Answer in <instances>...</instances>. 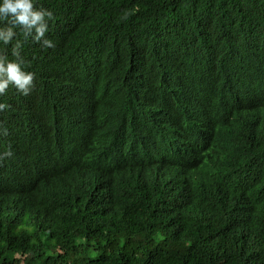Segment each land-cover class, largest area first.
Wrapping results in <instances>:
<instances>
[{
  "label": "trees",
  "instance_id": "trees-1",
  "mask_svg": "<svg viewBox=\"0 0 264 264\" xmlns=\"http://www.w3.org/2000/svg\"><path fill=\"white\" fill-rule=\"evenodd\" d=\"M34 7L55 47L0 44L34 73L0 96V264H264V126L189 123L206 85L264 78V0Z\"/></svg>",
  "mask_w": 264,
  "mask_h": 264
},
{
  "label": "clouds",
  "instance_id": "clouds-1",
  "mask_svg": "<svg viewBox=\"0 0 264 264\" xmlns=\"http://www.w3.org/2000/svg\"><path fill=\"white\" fill-rule=\"evenodd\" d=\"M52 18L53 14L50 10L34 7V0H0V44H9L16 35L15 29L19 27L25 38L31 37L32 41L39 43L42 48H54V42L45 36ZM20 51L21 42L17 41L11 50L14 59L0 56V96L4 95L10 85L21 95H28L33 87L34 73L24 70L26 62L21 58ZM233 73L246 75L250 74V71L248 67L244 71L237 68ZM225 78L223 82L206 85L197 93L200 96L191 100L190 108L203 111L205 117L200 119L191 116L189 123H201L206 129L211 120L219 119L224 122V128L229 134H234V137L240 131L241 117L249 120L255 128L264 126V113L261 110L264 106V78L261 77L256 81L249 80L247 86L245 77L237 82L231 78ZM250 82L251 87H249ZM6 107L7 105L0 103V110ZM253 108H259L258 117H254L250 112ZM236 118L239 119L236 121ZM180 131L181 128L174 125L172 131L163 132L162 139H152L148 145L154 147L156 152L170 149V138L173 136L177 139ZM110 136L114 139L120 138V133H111ZM3 155L11 156L12 153L8 151ZM145 177L144 174L143 182Z\"/></svg>",
  "mask_w": 264,
  "mask_h": 264
}]
</instances>
